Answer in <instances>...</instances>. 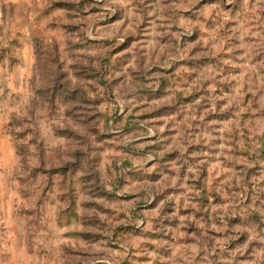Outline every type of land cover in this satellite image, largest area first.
Instances as JSON below:
<instances>
[{
  "label": "rangeland",
  "instance_id": "obj_1",
  "mask_svg": "<svg viewBox=\"0 0 264 264\" xmlns=\"http://www.w3.org/2000/svg\"><path fill=\"white\" fill-rule=\"evenodd\" d=\"M0 264H264V0H0Z\"/></svg>",
  "mask_w": 264,
  "mask_h": 264
}]
</instances>
